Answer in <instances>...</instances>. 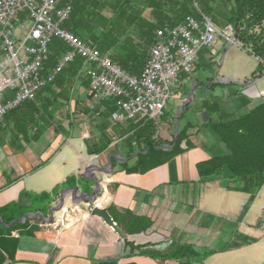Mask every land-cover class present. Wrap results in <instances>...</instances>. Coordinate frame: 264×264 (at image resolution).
I'll use <instances>...</instances> for the list:
<instances>
[{"label": "crops", "instance_id": "crops-1", "mask_svg": "<svg viewBox=\"0 0 264 264\" xmlns=\"http://www.w3.org/2000/svg\"><path fill=\"white\" fill-rule=\"evenodd\" d=\"M157 1H152L151 5L156 14L162 8V0ZM227 3L229 1L225 0ZM147 17L152 24L162 23L153 14ZM168 20L164 23L169 24ZM211 49L209 58L216 50L214 46ZM261 79L248 82L242 90L245 95L242 98L250 100L249 105L264 98V87L257 86ZM212 80V76H204L199 71L196 60L193 71L181 74L177 82L180 87L188 82L192 84L193 100L183 101L178 106V110L183 109L181 118L178 114L172 117L166 109L158 128L157 123L146 118L113 123L110 114L114 107L107 110V101L92 100L85 83L72 86L75 93L64 99L67 106L62 101L59 103L66 109L51 112V117L48 112H38L46 105V100H56L61 90L67 88L61 81L52 82L39 91L30 104H24L20 110L0 120V207L13 201L27 207L26 193L50 192L67 177L75 176L84 177L88 182L66 186L51 206L58 198L60 200L63 190L69 188L65 204L79 209L74 202L75 193L90 194L95 189L90 174L85 176L86 169L92 168L100 186L94 204L106 208L126 236L120 238L102 218L91 214V208L80 210L76 218L58 225L61 216L52 220L57 212L51 215L50 206L45 215L34 213L36 217L44 219L47 215L48 218L37 224L33 232H11L16 247L13 259L7 258L4 264H159L149 256L129 255L131 247H161L172 240L191 243L199 252L217 250L200 258V264H264V230L261 228L264 184L247 208L246 192L228 188L225 178L202 182L196 168L198 162L224 151L217 135L201 127L202 113L206 110L196 111L198 105L209 98L223 100L225 94L221 85L231 81L223 75ZM180 96L179 90L173 89L169 103L179 100ZM239 107L240 100L228 110ZM55 119L59 120L51 126L49 120L57 121ZM84 119L87 127L82 128ZM149 123L155 128L154 134L162 141L163 149L169 148L168 143L178 128L189 125L186 136L191 146L186 148L183 141L182 151L168 161L144 173L127 172L122 165L135 161L141 145L127 142L125 138L132 129L140 131ZM172 125L175 133L168 142ZM112 130L118 137L115 140ZM72 188L77 190L71 192ZM244 207L247 209L242 218ZM29 213L21 215L19 222L28 219L30 225H35L31 220L36 217L28 216ZM132 216L147 218L150 224L141 231L131 232Z\"/></svg>", "mask_w": 264, "mask_h": 264}, {"label": "trees", "instance_id": "trees-1", "mask_svg": "<svg viewBox=\"0 0 264 264\" xmlns=\"http://www.w3.org/2000/svg\"><path fill=\"white\" fill-rule=\"evenodd\" d=\"M116 1L119 0L74 1L72 14L65 23V27L86 43L95 46L102 54L106 55L116 48L112 58L108 57L111 60L113 59L114 63L120 65L125 72L137 74L141 70L148 49L153 42L155 27L173 24L151 23L149 25L151 35L146 44L143 42L144 39L141 34L144 26L138 29L139 33L137 34L139 37L137 36V41L129 37L125 38L123 43L120 44L121 38L112 37L103 27H98L97 19L103 20L104 15H98L97 19L95 17L98 7L107 9V4ZM228 1L225 24L232 25L235 37L241 45L240 48L245 49L258 60L256 69L251 73L250 78L242 84V91L247 81L250 82L261 77L264 71V0ZM159 10L157 14H163V9L160 8ZM138 43H144L145 48H138ZM50 49L51 54L44 65L46 70L55 64L60 54L65 50V46L57 41ZM81 64V59L75 60L66 66L54 81H61L68 78L70 74L78 73ZM59 77H61V80L58 79ZM237 93V91H232L230 95H236ZM249 102L250 100L240 99V107L232 111L223 109L219 104L220 98L218 97L209 98L198 105L196 111L206 110L208 112V120L202 123L201 127L207 128L217 135L224 146V151L210 156L207 160L198 162L196 168L202 182L225 178L229 182L228 188L250 193V202L259 187L264 183V98H258L250 105ZM105 107V109L110 110L113 105L106 102ZM242 108H245V110L241 111ZM182 112L183 109L178 118H181ZM188 126L178 128L176 135L168 143V149L160 147L162 141H159L154 134L156 130L152 124L149 123L147 128L140 131L135 128L132 129L133 132L125 138V141L140 144L141 147L135 156V161L131 165L124 163L122 165L123 169L127 172L144 173L181 152L180 145L183 141L186 148L190 147L191 143L186 136ZM82 179L83 177L69 176L50 192L26 193L29 199L27 207H22L15 201L0 207V264H4L7 258L9 260L13 259L16 239L10 237L12 231L18 230L20 233H31L36 229L35 225H30L28 219L24 222H16L18 218L29 212H40L45 215L51 203L59 196L63 188L73 186L76 183L80 184ZM149 224L150 221L147 218L132 216L129 231H141ZM216 251V249H209L199 252L191 243H178L172 240L161 247L154 245L131 247L129 255L149 256L158 260L159 264H200L198 262L200 258ZM125 264L136 263L129 262Z\"/></svg>", "mask_w": 264, "mask_h": 264}, {"label": "built area", "instance_id": "built-area-1", "mask_svg": "<svg viewBox=\"0 0 264 264\" xmlns=\"http://www.w3.org/2000/svg\"><path fill=\"white\" fill-rule=\"evenodd\" d=\"M74 0H0V120L32 101L77 59L79 77L92 100L112 103L113 123L146 118L158 123L181 74L193 71L198 52L221 37L241 46L231 24L219 28L211 18L187 14L174 25L154 29V39L137 74L125 72L95 46L65 27ZM65 46L55 64L44 69L49 44ZM261 228L264 230V205Z\"/></svg>", "mask_w": 264, "mask_h": 264}, {"label": "rangeland", "instance_id": "rangeland-1", "mask_svg": "<svg viewBox=\"0 0 264 264\" xmlns=\"http://www.w3.org/2000/svg\"><path fill=\"white\" fill-rule=\"evenodd\" d=\"M76 1V0H74ZM152 1L157 0H119L116 2H113L111 4H107V9L97 8L95 12L96 19L98 18V15H104V19H97V25L98 27H103L106 31L109 32V35L115 38H121L120 44L123 43V40L125 38H131L134 41L137 39V36L139 33L138 29H141V27L144 26L142 31V36L145 42V44L148 42V38L150 37L151 33L149 30V25L151 24L147 15H155L157 18H159L162 23L166 22L168 20V15H171V18H169L170 24H176L180 22L187 14H190L194 16L195 18H200L201 13L205 14L209 18L212 19V21L219 27L222 28L223 24L226 23L225 21V13L227 12V6L229 4H225V0H162V9L167 16L164 14L159 15L154 13L153 11V4ZM74 4V3H73ZM171 21V22H170ZM139 37V36H138ZM59 41L58 39H53L51 43L49 44V47ZM137 41V40H136ZM144 43H138V48L143 49L145 48ZM215 51L213 50L214 55L209 58L207 55L212 52L211 48L203 47L197 54L196 60L198 61V69L202 72L204 76H212L214 82L216 77H219L223 75L224 77L229 78L231 81L229 82H223L222 87L225 96L223 97V100H220V106L223 109L230 108L233 104L238 103V101L243 99L242 97L245 96L244 93L241 91L243 88L242 84L244 81L248 78H250L251 73L256 69L258 65V60L256 57H254L252 54L248 53L245 49L240 48L237 45H232L231 43L227 42L225 39L218 37L215 44ZM119 50V49H118ZM116 52V48L114 50L109 51L106 55L110 56L112 58V54ZM206 56V57H205ZM113 60V59H112ZM115 62V61H114ZM71 64V63H70ZM69 65V64H68ZM67 65V66H68ZM82 65V64H81ZM80 65V69L81 66ZM79 69V70H80ZM260 85L257 84V86L264 87V71L262 72ZM61 80V77L58 78ZM57 79V80H58ZM66 83V89L61 90V95L57 97L56 100H46V105H44L43 108L38 109V112L45 111L48 114V116L51 117L52 113L55 114L56 111H59L60 109H66V107H60L61 101L67 106L64 102L65 98L71 97L74 92V88L72 86H75L76 84L84 85L87 84V81L83 80L79 77V71L76 74H70L68 78H64L61 80ZM249 81H247L246 84H248ZM192 84L188 82L187 85L180 87L179 83H177L173 89H178L181 93V98L179 100H175L167 104V107L165 108L168 112H170V115L173 117L175 115L180 114L181 110H178V106L183 101H192L193 100V94L192 91ZM237 91L238 93L236 95H230L231 91ZM191 93V95H190ZM66 94V96H65ZM69 94V95H68ZM75 95V94H74ZM229 99L227 100V98ZM53 98V96H51ZM33 101V100H32ZM31 102L28 101L26 104H30ZM22 104L18 109L12 111L11 113H14L17 110H20V108L23 107ZM235 107V106H234ZM233 108V107H232ZM11 113H9L7 116H9ZM167 113V111H166ZM183 113V112H182ZM182 115V114H181ZM6 116V117H7ZM56 116V115H55ZM49 117V118H50ZM54 118V117H53ZM175 120L177 118L174 117ZM57 121L49 120L50 125H56V122H58L59 119H55ZM162 121V120H161ZM161 121L155 124V127L161 126ZM84 124L81 126L82 128L87 127V120L84 119ZM89 126V125H88ZM114 133L113 139H117L118 137H115V130H112ZM175 133L173 130V125L171 126L169 132H168V139L166 141H170L172 138V135ZM87 179L83 177V179L80 181V184H83L86 182ZM264 184V183H263ZM262 184V185H263ZM261 185V186H262ZM261 186L257 190V192L254 194L252 200L247 203V208L252 203V201L257 197L258 191L260 190ZM248 194V199L250 198V193L246 192ZM76 197L74 198V202L77 203V206L79 205V209H75L74 207L67 206L65 203L59 211H56L57 213L53 215L52 220H55L56 218L60 219L58 221V225H61L70 219L76 218L79 214L80 210L84 208H91L94 203H87V200L84 195H80L79 193H75ZM59 202V198L54 202L53 206H57ZM242 209V218L245 214V209ZM79 210V211H78ZM28 216H34V213H29ZM48 216H44V219L41 218V216H38L31 220L32 224H35V226H39V224H42L43 222H46ZM51 220V221H52Z\"/></svg>", "mask_w": 264, "mask_h": 264}, {"label": "water", "instance_id": "water-1", "mask_svg": "<svg viewBox=\"0 0 264 264\" xmlns=\"http://www.w3.org/2000/svg\"><path fill=\"white\" fill-rule=\"evenodd\" d=\"M190 95H191V93H190ZM202 119H203L204 122L207 121V119H208V113L206 111H204L202 113ZM94 171H95V169L87 168L86 169V174H85V176H86L89 173L90 174V178H92V180L95 183V189L90 194H86V193L83 194L85 196L88 204L94 203L95 194H96L97 190L100 187L99 186L98 179L93 174ZM101 171L102 172H108L107 170H101ZM69 190H70L69 188L63 190V192L60 195V200H59L57 206H51V208H50L51 215H52V213L54 211H59L60 209H62V207H63V205L65 203V196H66L67 192H69ZM76 190H77V188H72L71 189V192H75ZM91 214L97 215L100 218H102L104 220V222L107 225H109L118 234V236L120 238H125L126 237L125 234L120 230V228L114 223V221L112 220V218H111V216L108 213V211H107L106 208H102V207H99L96 204H93V206L91 207ZM36 216H34V217H36ZM21 218H19L18 222L21 220Z\"/></svg>", "mask_w": 264, "mask_h": 264}]
</instances>
